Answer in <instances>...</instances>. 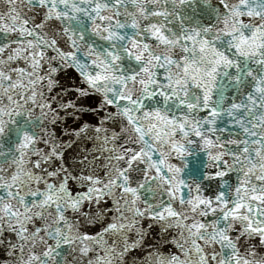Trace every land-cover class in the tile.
<instances>
[{
  "label": "snow or ice",
  "instance_id": "snow-or-ice-1",
  "mask_svg": "<svg viewBox=\"0 0 264 264\" xmlns=\"http://www.w3.org/2000/svg\"><path fill=\"white\" fill-rule=\"evenodd\" d=\"M0 264H264V0H0Z\"/></svg>",
  "mask_w": 264,
  "mask_h": 264
},
{
  "label": "water",
  "instance_id": "water-1",
  "mask_svg": "<svg viewBox=\"0 0 264 264\" xmlns=\"http://www.w3.org/2000/svg\"><path fill=\"white\" fill-rule=\"evenodd\" d=\"M73 79H74V77H73ZM68 123H69V124H73V125L75 124V122L72 121V120H69Z\"/></svg>",
  "mask_w": 264,
  "mask_h": 264
}]
</instances>
